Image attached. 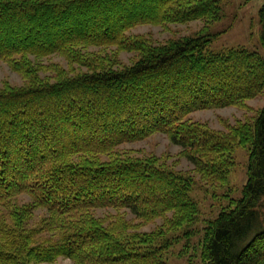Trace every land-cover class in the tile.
I'll return each instance as SVG.
<instances>
[{
  "label": "trees",
  "instance_id": "obj_1",
  "mask_svg": "<svg viewBox=\"0 0 264 264\" xmlns=\"http://www.w3.org/2000/svg\"><path fill=\"white\" fill-rule=\"evenodd\" d=\"M224 1L0 0V59L27 81L0 86V206L7 209L0 211V264L60 256L72 264H167L175 242L200 232L203 264H264V104L225 130L189 118L240 106L264 90V54L210 47L208 26L221 18ZM259 17L264 48V2ZM194 20L205 22L198 33L164 43L128 34L141 24ZM89 47L138 58L119 66L116 53ZM53 54L68 68L42 62ZM76 64L88 70L75 73ZM156 132L219 185L228 182L235 148L248 147L241 196L198 227L190 179L156 158L117 151ZM21 194L31 200L17 203ZM38 208L48 215L29 229ZM97 208L117 212L97 216ZM158 218L155 230H141ZM42 232L57 237L37 242Z\"/></svg>",
  "mask_w": 264,
  "mask_h": 264
},
{
  "label": "rangeland",
  "instance_id": "obj_2",
  "mask_svg": "<svg viewBox=\"0 0 264 264\" xmlns=\"http://www.w3.org/2000/svg\"><path fill=\"white\" fill-rule=\"evenodd\" d=\"M263 2L264 0L224 1L221 18L218 21L211 22L208 26L209 32L214 34L210 44L211 49L221 50L230 47H246L250 50H258L264 54L261 41L262 26L259 17V10ZM204 24L205 22L202 20L172 23L166 26L141 24L131 28L128 34L130 36L144 35L149 37L154 43H164L170 39L195 35L203 28ZM87 50L90 53L105 55H111L114 52L116 53L119 66L131 65L138 58V53L136 52L120 51L115 47H89ZM41 60L45 64L55 62L68 68L66 60L60 55L53 54L43 57ZM74 66L75 73L88 70L84 66L77 64ZM26 83V79L19 72L14 70L6 61L0 59V86L6 84L22 86ZM263 104L264 90L254 98L246 100L240 106L232 105L201 109L190 113L189 118L206 123L212 128L225 130L229 125L255 117ZM117 151L128 153L137 158H156L161 165L190 179L192 195L199 202L200 221L198 222V227L203 226L206 220L216 217L221 209L230 205L233 198L240 197L242 187L247 180L248 147L240 146L235 148L233 157L236 163L230 172L228 182L221 185L218 182L211 183L203 179L195 171L193 163L183 156L182 147L172 142L165 133L156 132L144 139L122 143L117 147ZM18 198L17 203L19 204L31 200L27 194H21ZM0 211L4 213L7 212V209L0 206ZM123 211H126V218L134 226L140 224L141 221L135 219L129 209H122ZM116 212L114 208H97L94 210V214L97 216H105ZM47 215L48 211L46 209H36L34 216L27 224V228L40 226ZM160 224H162V219L158 218L155 223L147 224L141 230L152 231ZM201 235L200 232V234L193 236L191 239L184 237L175 242L165 254L166 263L203 264L199 246ZM56 237L57 235L54 233L42 232L35 238L37 242H41L46 238L56 239ZM38 264H72V260L68 257L60 256L54 262Z\"/></svg>",
  "mask_w": 264,
  "mask_h": 264
}]
</instances>
